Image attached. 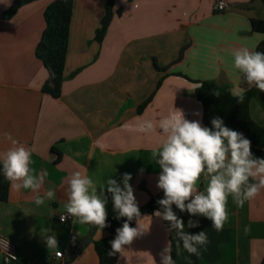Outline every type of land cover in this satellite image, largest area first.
I'll use <instances>...</instances> for the list:
<instances>
[{"label":"crops","instance_id":"0c3cea01","mask_svg":"<svg viewBox=\"0 0 264 264\" xmlns=\"http://www.w3.org/2000/svg\"><path fill=\"white\" fill-rule=\"evenodd\" d=\"M14 1L0 0V152L25 146L32 154L30 167L47 176L38 193L17 192L10 186L8 201L0 202V237L16 245L17 264H99L95 242L108 232L97 227L88 244L68 260L73 239L87 237L92 228L73 220L58 222L66 212L68 178L75 171L86 174L99 194L109 176L119 182L122 174L129 173L139 206L162 192L156 186L161 169L152 159V149L163 138L155 129L149 135L129 133L123 124L138 123V117L156 123L175 107L183 110L186 119L204 126L196 82L214 81L228 86L233 95L238 86L245 93L251 90L233 69L232 53L240 47L257 51L264 41V34L255 32L251 24L252 19L264 20V1L114 0L112 22L98 43L96 32L107 0H74L59 98L42 92L48 73L35 54L45 29L44 11L55 0L37 1L4 20ZM218 1H225L229 9L217 12ZM197 111L202 115H194ZM249 111L264 128V92L251 99ZM49 189L55 196L45 197V203L37 206L36 196L44 197ZM106 210L107 218L115 217L110 194ZM173 211L184 221L185 231H205L208 237L199 256L181 245L175 264L262 262L264 191L243 207L229 196L228 219L221 231L202 216L190 217L175 206ZM141 218L146 233L125 246L117 264H161L159 254L171 232L153 214ZM189 219L199 221V227L188 228ZM245 226L251 228L247 235ZM43 228L56 235L58 248L46 247ZM57 252L64 259H56Z\"/></svg>","mask_w":264,"mask_h":264},{"label":"clouds","instance_id":"9594fccd","mask_svg":"<svg viewBox=\"0 0 264 264\" xmlns=\"http://www.w3.org/2000/svg\"><path fill=\"white\" fill-rule=\"evenodd\" d=\"M10 6V5H8ZM221 3V7H223ZM232 67L243 77L249 86L264 92V52L240 47L233 51ZM202 87V85H196ZM245 89L239 86L234 92L238 102L244 101ZM213 95L219 97V92ZM194 115L201 116L197 111ZM138 123L126 122L123 129L129 133L149 135L155 129L163 138L152 149V159L161 169L157 188L163 191V198L157 200L160 209L154 216L167 221L168 232H175L177 254L182 248L190 255H200V248L208 243L205 231L190 234L185 231L184 221L173 211V205L190 217L202 216L211 221L217 231L223 230L228 219L227 203L232 197L237 207H243L246 201L254 200L264 191V157H257L251 150V141L243 133L226 126L221 117L211 119V127L203 126L199 120H188L182 109L175 108L154 123L152 119L138 117ZM11 139V137H9ZM17 145V141H12ZM31 151L23 145L14 146L0 152V165L4 177L15 191L30 189L38 193L44 184L47 172L36 173L30 167ZM131 174L124 173L121 180L109 176L100 186L86 174L73 172L67 181L65 204L66 212L60 215L61 222L68 217L73 223L87 224L104 229L107 224V194L111 195L115 219H124L116 235L109 243V256L123 253L125 246H131L134 240L142 237L146 230L141 225L142 214L129 183ZM203 183V189H201ZM55 192L47 190L44 197L35 198L37 206L45 203V197L52 199ZM135 220L136 227L131 222ZM188 228L199 227V221L189 219ZM51 229H41L46 247L58 248L56 235H49ZM251 231L245 226L244 233ZM182 242V244H181ZM172 241L166 242L160 252L161 264H175L172 257ZM60 255V253H57Z\"/></svg>","mask_w":264,"mask_h":264},{"label":"trees","instance_id":"16d2710c","mask_svg":"<svg viewBox=\"0 0 264 264\" xmlns=\"http://www.w3.org/2000/svg\"><path fill=\"white\" fill-rule=\"evenodd\" d=\"M40 0H15L4 14V20L13 19L18 12L27 5ZM74 0H55L44 11L45 29L42 37L36 47V57L41 61L46 69L48 76L42 85V92L53 98H59L62 93V84L64 81V70L68 53V44L70 36V24L73 13ZM264 1V0H262ZM114 0H107L105 4V15L101 21L100 28L96 32V41L102 43L106 32L113 19ZM252 28L255 32L264 34V20H251ZM257 51L264 52V41L258 46ZM202 87L196 88V97L203 108L204 126L211 127V119L221 117L226 126L237 130L251 141V150L257 157H264V128L256 123L250 115L249 103L254 98L258 89L253 87L244 94V101L238 102V97L233 95L230 88L220 85L214 81L196 82ZM219 92V97L213 95ZM148 102L140 106L141 112ZM10 193V182L4 177L2 165H0V202H7ZM163 198V191L152 196L143 206H139L142 215L154 214L160 209L157 200ZM175 205H173L174 207ZM124 219L117 220L114 217L107 218V224L104 230L108 232L107 237L95 242V250L98 255L99 264H117L119 253L109 256L111 250L110 241L114 239L118 227H121ZM135 220L130 226H134ZM166 225L169 227L167 221ZM172 257L175 260L177 253L176 239L171 232ZM260 264H264V258Z\"/></svg>","mask_w":264,"mask_h":264},{"label":"built area","instance_id":"2783aa9c","mask_svg":"<svg viewBox=\"0 0 264 264\" xmlns=\"http://www.w3.org/2000/svg\"><path fill=\"white\" fill-rule=\"evenodd\" d=\"M221 3H223L224 5L223 7H221ZM214 9L217 12H224L229 9V6L225 1H218L216 2ZM72 220H73L72 217H68L66 221L61 222L60 215L58 218V222L60 224H65ZM0 253L2 255L3 264H17L18 263V254H17L16 245L10 240L3 238V237H0ZM57 253H60V255H57ZM57 253L55 254L56 259H64V254L62 252H57Z\"/></svg>","mask_w":264,"mask_h":264},{"label":"water","instance_id":"95a60500","mask_svg":"<svg viewBox=\"0 0 264 264\" xmlns=\"http://www.w3.org/2000/svg\"><path fill=\"white\" fill-rule=\"evenodd\" d=\"M95 226H92L91 230H90V234L83 238V239H78V238H74L73 239V243H72V248L73 251L72 253L68 256V260H73L79 253L81 248H83L86 244H88L93 232H94Z\"/></svg>","mask_w":264,"mask_h":264}]
</instances>
